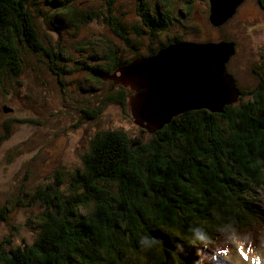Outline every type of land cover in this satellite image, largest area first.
I'll list each match as a JSON object with an SVG mask.
<instances>
[{
	"label": "trees",
	"instance_id": "16d2710c",
	"mask_svg": "<svg viewBox=\"0 0 264 264\" xmlns=\"http://www.w3.org/2000/svg\"><path fill=\"white\" fill-rule=\"evenodd\" d=\"M78 1L0 0V77L8 73L25 86L19 80L26 67L23 53H33L56 75L68 102L63 70L55 68V46L45 41L37 18L52 34L76 30L92 18L76 10ZM30 5L43 7L35 14ZM139 15L152 34L171 23L168 17ZM106 19L135 54L123 59L111 41L94 44L89 63L83 60L80 69L97 80L181 40L175 37L141 54V43L136 45L123 25ZM260 63L253 72L261 84L239 88L238 100L221 112L187 111L161 129L140 128L134 136L122 127L96 133L81 166L70 174L69 193L61 180L34 190L31 203L38 201L43 210L33 241L20 238L13 245L0 233V264H218L220 258L207 263L212 258L205 253L218 236L264 221V77L258 71L264 55ZM112 82L114 88L87 119L97 118L110 103L128 106L132 90ZM9 134L6 126L0 145ZM82 207L89 212L80 213Z\"/></svg>",
	"mask_w": 264,
	"mask_h": 264
},
{
	"label": "rangeland",
	"instance_id": "374dc122",
	"mask_svg": "<svg viewBox=\"0 0 264 264\" xmlns=\"http://www.w3.org/2000/svg\"><path fill=\"white\" fill-rule=\"evenodd\" d=\"M190 1L114 0L108 3L106 0H79L73 3L76 10L84 17L90 14L91 20L61 35L52 34L43 20L37 18L45 41L55 46L56 61L59 60L55 68L63 70L70 98L64 102L56 75L41 58L30 52L23 53L26 67L19 78L25 86L19 87L15 77L8 73L0 77V135L5 133L6 126L10 128L9 136L0 145V208L5 217L0 224L2 239H11L13 245H17L20 238L29 243L33 241L38 231V216L43 210L38 201L31 203L34 190L61 180V189L69 193L70 174L81 166L82 155L96 133L122 127L134 136L133 133L143 128L135 122L129 103L124 109L110 103L97 118H86L88 111L97 110V104L103 101L113 80L107 76L105 81L97 80L89 71L80 69L83 60L89 63L87 59L93 54L94 44H111V41L121 48L123 59L135 54L112 33L106 18L120 22L128 36L132 40L136 38L135 44L141 43V54L175 37L196 43L235 41L237 52L226 63L227 71L243 89L258 84L259 76L253 69L261 63L255 38L256 28H264V22L253 24V19L261 15L254 6L251 8V0L245 3L240 14L230 17L223 26L211 24L206 0ZM40 7L43 6L30 5L35 14ZM140 12L148 14V18L154 16L155 20L168 17L171 23L152 34ZM258 71L264 77V67ZM112 83L118 84L114 80ZM123 86L132 90L130 96L134 94L130 86ZM16 119L21 122L14 121ZM79 212L89 211L82 207ZM234 233L225 232L217 237L210 245V253L205 251L212 258L206 262L214 263L215 258H220L218 264H264V221L259 220L250 227L242 226ZM241 250L247 259L241 255Z\"/></svg>",
	"mask_w": 264,
	"mask_h": 264
},
{
	"label": "water",
	"instance_id": "95a60500",
	"mask_svg": "<svg viewBox=\"0 0 264 264\" xmlns=\"http://www.w3.org/2000/svg\"><path fill=\"white\" fill-rule=\"evenodd\" d=\"M241 1L209 0L211 24H224ZM234 53V41L180 40L156 54L133 59L108 78L134 90L129 96L130 111L137 124L153 132L181 113L221 112L236 102L241 91L226 68Z\"/></svg>",
	"mask_w": 264,
	"mask_h": 264
},
{
	"label": "flooded vegetation",
	"instance_id": "af4514ba",
	"mask_svg": "<svg viewBox=\"0 0 264 264\" xmlns=\"http://www.w3.org/2000/svg\"><path fill=\"white\" fill-rule=\"evenodd\" d=\"M207 2H208V4H209V0H206ZM247 1H249L250 2V0H242L241 1V3H240V5L238 6V8L236 9V11H235V13L233 14V16H232V18L234 17V16H236L238 13L240 14V11H242V9H244L243 7H244V5H245V3L247 2ZM251 5V8L254 6V8L256 9V11H257V13L259 14V15H261V17H257V18H255V19H253V24L255 25V26H257V25H259V24H261V21L263 20V22H264V0H251V3H250ZM207 12H208V15L210 14V10H209V8H208V10H207ZM206 12V13H207ZM230 20V19H229ZM250 29V28H249ZM255 40H256V46H257V54H258V58H259V60H260V62L262 61V59H263V55H264V28H260V29H258L257 30V28H256V38H255ZM235 49H236V52H237V44L235 45ZM258 83L259 84H261L260 83V78H259V81H258ZM236 84H237V82H236ZM237 86H238V84H237ZM239 87V86H238ZM240 89H243V88H241V87H239Z\"/></svg>",
	"mask_w": 264,
	"mask_h": 264
},
{
	"label": "snow or ice",
	"instance_id": "6c2138e0",
	"mask_svg": "<svg viewBox=\"0 0 264 264\" xmlns=\"http://www.w3.org/2000/svg\"><path fill=\"white\" fill-rule=\"evenodd\" d=\"M241 255L244 256L245 259H247V257L244 255L242 250H241Z\"/></svg>",
	"mask_w": 264,
	"mask_h": 264
}]
</instances>
